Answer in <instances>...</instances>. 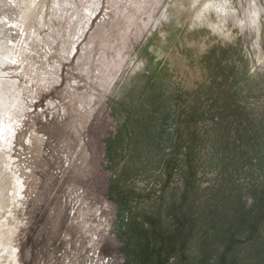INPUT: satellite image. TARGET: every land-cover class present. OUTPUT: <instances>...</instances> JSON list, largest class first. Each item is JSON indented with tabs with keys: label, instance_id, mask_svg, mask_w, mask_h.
<instances>
[{
	"label": "rangeland",
	"instance_id": "obj_1",
	"mask_svg": "<svg viewBox=\"0 0 264 264\" xmlns=\"http://www.w3.org/2000/svg\"><path fill=\"white\" fill-rule=\"evenodd\" d=\"M6 2L0 264H264V0Z\"/></svg>",
	"mask_w": 264,
	"mask_h": 264
},
{
	"label": "bare ground",
	"instance_id": "obj_2",
	"mask_svg": "<svg viewBox=\"0 0 264 264\" xmlns=\"http://www.w3.org/2000/svg\"><path fill=\"white\" fill-rule=\"evenodd\" d=\"M3 1V0H2ZM5 1V2H4ZM4 4H3V7L0 9V43L1 41H5L3 44L4 45H1L0 44V133L3 131L4 129V121L2 119V113L5 111V110H8L9 106H10V102H9V95L8 93L11 91L8 86L7 88L5 87V85L3 84H8V82L10 81H7L5 78H3L4 74H5V69H7V61L4 60L3 56H5V58H8V59H12L13 56H11V46L8 45V43L6 42L7 40H10L12 39V35L9 33V31L6 28V25L7 24H10L11 23V18L9 17V13L8 11H12L10 10L11 7H10V2H6V0H4ZM69 7V6H68ZM13 8V7H12ZM16 8V7H15ZM96 10V9H95ZM92 15V14H91ZM84 16V15H83ZM86 16V14H85ZM84 16V18H86ZM12 17V16H11ZM12 26V25H11ZM18 29V28H17ZM5 31H8V32H5ZM19 31V29H18ZM20 37V36H19ZM16 41V40H15ZM18 53V52H17ZM15 56V55H14ZM11 62V60H10ZM9 62V64H10ZM9 67V66H8ZM9 73V71H8ZM14 81V80H12ZM15 85V84H14ZM11 88H13L11 85H10ZM10 90V91H9ZM14 91V90H13ZM12 94H14L12 92ZM16 95V94H15ZM14 95V97H15ZM17 101V100H16ZM6 112V111H5ZM4 140V139H3ZM1 143V141H0ZM3 154V153H2ZM2 157V155H1ZM3 158V157H2ZM5 158V157H4ZM2 162L0 161V210L2 209L3 210V207L5 206V191L10 189V186L8 184V182H6V180L4 179L5 176H4V172H3V169H2ZM6 171V170H5ZM9 174V173H8ZM7 192V191H6ZM10 196V195H9ZM9 203V202H8ZM6 209V208H5ZM1 210V211H2ZM0 211V212H1ZM1 214V213H0ZM1 225H2V221L0 220V228H1ZM2 235H1V229H0V239H1ZM11 255L13 256L14 253H15V249H11L9 248L8 250ZM14 257V256H13ZM14 263H15V260H14Z\"/></svg>",
	"mask_w": 264,
	"mask_h": 264
},
{
	"label": "trees",
	"instance_id": "obj_3",
	"mask_svg": "<svg viewBox=\"0 0 264 264\" xmlns=\"http://www.w3.org/2000/svg\"><path fill=\"white\" fill-rule=\"evenodd\" d=\"M152 230L153 228L152 227H149L147 230H145L142 234V237L145 238V236L147 237V239H145L144 242H142L143 244L146 243V241H150L148 244H146L147 246L146 247H143V249L145 250L144 252H151L152 251V248L154 246V244L152 243V237H151V233H152ZM153 245V246H152ZM155 251V250H154ZM154 254V252H153Z\"/></svg>",
	"mask_w": 264,
	"mask_h": 264
}]
</instances>
